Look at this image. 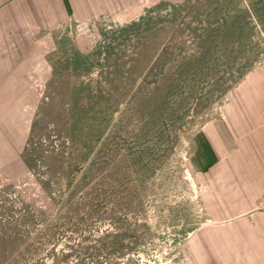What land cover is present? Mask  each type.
Instances as JSON below:
<instances>
[{
	"label": "rangeland",
	"instance_id": "obj_1",
	"mask_svg": "<svg viewBox=\"0 0 264 264\" xmlns=\"http://www.w3.org/2000/svg\"><path fill=\"white\" fill-rule=\"evenodd\" d=\"M53 33L0 101V264H199L205 127L264 62V0H139Z\"/></svg>",
	"mask_w": 264,
	"mask_h": 264
},
{
	"label": "crops",
	"instance_id": "obj_2",
	"mask_svg": "<svg viewBox=\"0 0 264 264\" xmlns=\"http://www.w3.org/2000/svg\"><path fill=\"white\" fill-rule=\"evenodd\" d=\"M138 1L0 0V101L5 87L21 83L13 77L26 68L29 39L51 37L63 21L114 14ZM8 124L0 117V135ZM204 137L212 159L197 179L206 216L192 240L198 263L264 264V214L256 210L264 194V62L235 86Z\"/></svg>",
	"mask_w": 264,
	"mask_h": 264
},
{
	"label": "built area",
	"instance_id": "obj_3",
	"mask_svg": "<svg viewBox=\"0 0 264 264\" xmlns=\"http://www.w3.org/2000/svg\"><path fill=\"white\" fill-rule=\"evenodd\" d=\"M256 210L264 214V194L258 199Z\"/></svg>",
	"mask_w": 264,
	"mask_h": 264
}]
</instances>
